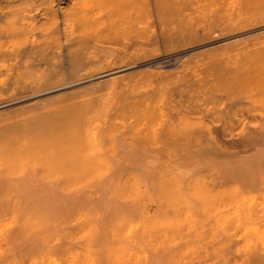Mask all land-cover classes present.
<instances>
[{
    "label": "bare ground",
    "instance_id": "obj_1",
    "mask_svg": "<svg viewBox=\"0 0 264 264\" xmlns=\"http://www.w3.org/2000/svg\"><path fill=\"white\" fill-rule=\"evenodd\" d=\"M0 41L20 45L0 52L7 66L0 67V217L11 214L14 224L5 244L28 248L37 231L47 228L52 183L37 170L53 167L51 152L45 156L53 149L69 161H86L76 172L79 177L86 168L92 174L84 197L90 210L111 208L116 171L139 174V197L143 188L154 197L160 173L179 177L182 186L207 177L205 183L196 179L193 188L207 183L219 194V224L210 232L218 233L212 239L220 254L213 256L216 263L264 264V0H0ZM74 96L79 99L71 101ZM200 102L223 119L206 117L208 129L177 123L178 115L206 114ZM121 111L136 124L144 122V129L155 128L163 144L182 150L166 162L167 151L117 139L122 126L113 120ZM113 132H119L117 140L108 139ZM132 132L128 127L126 133ZM106 134L118 147L106 161L111 147L105 156L98 153L109 164L79 156L96 145L92 137ZM34 159L50 165L28 166ZM120 159L132 164L110 165ZM54 162L52 172L64 168ZM143 214L158 238L182 232L170 214L160 229L153 222L162 219ZM202 244L206 250L213 245Z\"/></svg>",
    "mask_w": 264,
    "mask_h": 264
},
{
    "label": "rangeland",
    "instance_id": "obj_2",
    "mask_svg": "<svg viewBox=\"0 0 264 264\" xmlns=\"http://www.w3.org/2000/svg\"><path fill=\"white\" fill-rule=\"evenodd\" d=\"M53 20L56 21V18L52 19V21ZM17 44L18 43L16 42L0 41V52L3 53L5 49L8 51H17V47L19 48L20 46H18ZM1 66L7 67L3 61H0V67ZM14 66L19 67L17 64H15ZM188 69L189 68L186 67L184 71H187ZM173 71L175 76H178L180 73L179 69H175ZM78 88L80 89V87ZM77 89L76 91H78ZM98 91L102 92V90ZM98 91H96L95 93H97ZM194 92L195 90L189 91V93L192 95H195ZM80 96L82 95H79V97ZM74 97L75 99H73ZM74 97H70L72 99L71 101L79 99L76 96ZM70 98L63 100L64 103L69 102ZM57 103L59 105L64 104L60 103L59 101H57ZM200 104H202V107L206 106L205 110L207 111L206 114H208V116L205 114V112L204 114L201 113V115L197 114V117L195 115H191V117L189 115H185L187 117L178 115L177 121L179 120V122H175L189 126L191 128L200 127L208 129L209 125L207 123V119H205L206 117L209 118L211 116L216 120L222 118V115L220 114L216 115L210 113L212 112V107L210 106V104H208V106L203 102H200ZM164 112L165 110H163L162 113L166 114ZM118 113L121 114H118L119 116L113 120V126H122L121 128L123 132L121 134L119 132V134H114L113 132L108 133L109 138L107 137V134L99 136L100 138H95V136L93 139L92 137V140H95L96 142V145H94V143L92 144L94 145V147L96 146L95 148L91 146L93 147V149L90 147L89 151L92 149L90 152L87 149V151L85 152H79H83L82 154H79L76 150L75 152L78 153L79 156H82L84 158L91 156L90 158L94 157L93 159H95V157H98V153L100 152H102L105 156L107 150L109 151L111 147V153H107L105 158H103L104 156H101L106 161V158H110V155H113V151L117 147V145L113 144L114 140H112V143L110 140H117L120 138L121 140L124 139L127 145L132 147H144L145 145L148 149L151 150L157 149L158 151H167L166 158L163 160L166 162L170 161V159L178 151L182 150L179 147L163 144L162 140L160 139L161 137L159 138L160 135L158 136L157 131H154L155 128L151 130L144 129V122L136 124V120L134 119V117L132 119L131 116H126L127 114H125V111H121ZM202 119L204 121H202ZM103 122L108 123L109 120L103 119ZM128 127H130V130H133V132H135H132L133 134L126 133ZM141 130H143V132ZM115 135L119 138L116 137V139L115 137H113ZM104 136L110 139V142ZM99 139H101V142H99ZM103 139H106L107 141H102ZM102 142L105 145L100 144ZM133 142H136L135 144L137 145L133 144ZM142 142L144 143V145ZM139 144H141V146ZM113 145L115 146V148L113 147ZM112 147L114 148V150L112 149ZM132 147H130V149H132ZM52 150L53 149L46 151L45 156L51 152L48 158L52 156V159L50 158L48 159V161L51 160V162L49 163L53 165V167L58 166V163L55 164L54 162L56 159L58 160V162H60L59 165L61 166L62 164H64L62 163L61 159L66 158V161L63 160V162L66 163L63 166L64 168H61L62 171L60 170V168V171L55 170L58 171L56 173H58L59 175L56 174L54 170L52 172L51 169L53 167L49 168L50 170L47 169L49 170V172L45 171V169L37 170L38 172L40 171L39 174L41 175L44 174V172L47 173L44 175H48L47 177L51 181H48V179L46 178V182H49V184L52 183L48 186L49 191H51V209L46 216L47 220L45 222V226H47V228L45 229V231H37L35 236L37 238V242L34 241V243L30 244L31 246L28 248L25 247L26 245L24 243H21V246L19 247H17V245L8 244V247V245L4 242L12 233L14 227L13 219L11 214H6V216L0 217V264H212L213 260L214 264L218 263H216V261H218L216 260L217 257L213 256L218 254L217 256L219 257L220 254L217 253L219 252V250H217L218 247H213L215 246L216 242L214 241V243L212 241V239L218 238V233L216 232L214 234L213 232V235H210V232L213 231L211 230L212 227H214V230H216L215 228L219 224L217 220V204L215 203L216 201H218L217 196L219 194H217L218 191L214 190L216 189L215 186V188L212 189L214 191H211V187L207 183V185L203 184L207 188L203 187L202 190H200V188L199 190L195 191V187L193 188V186H196L194 184V182L196 183V179H202V182L205 183L209 182L207 177L206 179L204 178V180L203 177L205 176H199V178L195 177V179L191 182V184L193 183L192 185L187 184L182 186L179 177L167 176L163 173H160V175H157V179L161 182H158V188L156 189L157 193H155L154 197L151 196L153 197L151 198L149 197V192L144 188L140 197L136 195L138 188L143 185L137 172H123V170H121V173V171L119 170L120 174H118L117 171V173L115 172V174H117L115 176L118 177L114 180L116 183L118 182L117 185L114 186L115 191L113 190L111 198L109 199V201H107V204L111 208L109 210H90L84 197L86 196L85 193L86 189L88 188L86 186V182L89 181V178H87L86 176H91L92 174H87L88 171L86 172L85 168L83 170V172H86L84 173L85 176L83 175V172H80V178L77 175L79 170L81 171L82 167H85L86 161L84 162L83 159H80V163H77L78 160L77 162H75L73 160L74 157H71L73 161L70 160V162V158H68L66 155V157H63L64 154L61 150L59 154L57 153V150H55V152ZM74 154L72 153L70 156H75L76 154ZM131 155L132 152L125 154V156L127 157H130ZM99 159V157L95 159L94 163L92 159H90L91 162H87V164L96 163V165L98 166H103L106 163L109 164L108 162ZM47 163L48 162L46 161L43 163L42 161H37V159H34V162L32 161L28 166H42L41 164L47 165ZM49 163L48 165H50ZM111 164H115V166H128L132 163L130 161H126L125 159H120L113 161L112 163H110V165ZM66 165L67 167H65ZM76 168H78L79 170ZM10 169L11 168L7 169V172H9ZM94 171H92V173H94ZM98 171L101 170L98 169ZM104 171L106 170L104 169ZM212 172L214 174L215 172H218V169L215 167ZM48 173H50L51 176ZM73 173H75L76 178L73 177ZM99 173H97V175H94L98 177ZM57 175L60 178H57ZM214 176H216V174H214ZM43 179L44 180L42 181H45V177ZM197 191L198 193H200L197 194L198 197L200 195V199L196 204V201L194 200H196L197 198L195 197V192L197 193ZM82 192L83 196L81 195ZM78 195H81L82 197ZM75 196L81 197L82 199L78 198V200H74ZM4 197L8 199L12 198L11 195H7ZM190 198L193 201H191ZM54 199L56 200V202H54ZM158 202L159 205L157 204ZM160 203L163 204L162 211ZM119 207L121 208L120 210ZM185 207L186 211L184 210ZM113 208L118 209L119 211H115ZM181 210H184L185 212H181ZM146 211L150 214L151 217H159L157 220L162 219L161 221L153 222V225L158 226V228L156 227L157 229L164 228V223L165 221H167L165 220V217L170 214L171 218L169 221H171L172 223L175 222L177 224L182 223V225H180L181 228L178 226L179 229H177L179 231H182V234L180 232H178L179 234L177 235L168 234V236H171L168 237L166 235L162 238L160 236L159 238L161 239H159L158 235L154 233L157 236L155 237V235H153V232H151L153 230V226L149 228L147 222L144 219V216H142L143 213H147ZM196 212H199V216L195 215ZM164 214H166V216H164ZM9 228H11L10 231ZM204 241L207 242V244L210 243V246L212 243L213 245L211 246V248H213L211 249L210 246H208L210 249L206 250V244H202ZM209 260L212 261H210L209 263Z\"/></svg>",
    "mask_w": 264,
    "mask_h": 264
}]
</instances>
